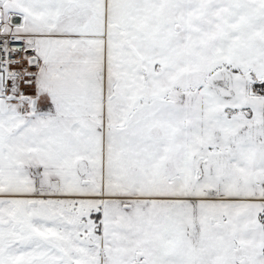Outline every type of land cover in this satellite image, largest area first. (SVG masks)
Segmentation results:
<instances>
[{"label": "snow or ice", "instance_id": "snow-or-ice-1", "mask_svg": "<svg viewBox=\"0 0 264 264\" xmlns=\"http://www.w3.org/2000/svg\"><path fill=\"white\" fill-rule=\"evenodd\" d=\"M0 264H264V0H0Z\"/></svg>", "mask_w": 264, "mask_h": 264}]
</instances>
